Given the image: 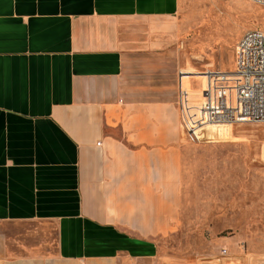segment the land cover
Returning a JSON list of instances; mask_svg holds the SVG:
<instances>
[{"label":"crops","instance_id":"crops-1","mask_svg":"<svg viewBox=\"0 0 264 264\" xmlns=\"http://www.w3.org/2000/svg\"><path fill=\"white\" fill-rule=\"evenodd\" d=\"M182 5L0 0V264L160 261L181 218Z\"/></svg>","mask_w":264,"mask_h":264},{"label":"rangeland","instance_id":"rangeland-1","mask_svg":"<svg viewBox=\"0 0 264 264\" xmlns=\"http://www.w3.org/2000/svg\"><path fill=\"white\" fill-rule=\"evenodd\" d=\"M181 17L188 90L201 89L209 68L233 71L239 40L264 32V8L250 0H183ZM180 193V221L160 240L156 264H264L263 124L215 126L202 142L187 140Z\"/></svg>","mask_w":264,"mask_h":264},{"label":"built area","instance_id":"built-area-1","mask_svg":"<svg viewBox=\"0 0 264 264\" xmlns=\"http://www.w3.org/2000/svg\"><path fill=\"white\" fill-rule=\"evenodd\" d=\"M250 1L264 8V0ZM204 75L207 79L196 94L179 83L178 107L187 140L200 143L215 126L264 125L263 31H249L239 40L233 71L209 68Z\"/></svg>","mask_w":264,"mask_h":264}]
</instances>
